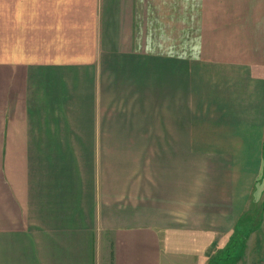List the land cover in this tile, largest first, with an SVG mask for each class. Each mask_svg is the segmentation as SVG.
<instances>
[{
	"label": "crops",
	"instance_id": "obj_1",
	"mask_svg": "<svg viewBox=\"0 0 264 264\" xmlns=\"http://www.w3.org/2000/svg\"><path fill=\"white\" fill-rule=\"evenodd\" d=\"M0 263L264 264V0H0Z\"/></svg>",
	"mask_w": 264,
	"mask_h": 264
},
{
	"label": "rangeland",
	"instance_id": "obj_2",
	"mask_svg": "<svg viewBox=\"0 0 264 264\" xmlns=\"http://www.w3.org/2000/svg\"><path fill=\"white\" fill-rule=\"evenodd\" d=\"M177 31V32H176ZM204 30H184V29H181V30H163V34L161 36V39L159 40V42H155L154 40L151 39L150 42H146V47L148 48V51L149 52H172L173 50V47H175V50H177V45L175 46H172L170 44H167L168 41L172 40V36L177 33L178 36H181V41H182V44L181 46H179L180 48V51L182 52H199L201 51L203 45L199 44L198 42L194 41V40H190L191 44H188L187 41H188V35L189 36H194V37H197V34H200V32L202 33ZM137 35L140 36L141 35V32L140 30H137ZM145 35V34H144ZM204 35L206 36L205 32H204ZM205 39V38H203ZM112 47V45L110 46ZM140 47V46H138ZM112 56V55H111ZM112 58V57H111ZM107 61L105 62L104 64V67H105V75H104V92L102 91V94H101V114L103 117H106V118H111L112 119V77L114 79H116V75L113 74L112 76V61H110V55L106 57ZM92 85V84H91ZM118 101H115L114 102V115L113 116H117V112H115V108H119V106L122 105V100L118 99ZM119 104V105H118ZM107 127V130H108V127L110 128V131L112 132V124L111 126L107 125L105 126ZM113 127L115 129L118 128L117 125H113ZM118 130V129H117ZM114 131V130H113ZM116 131V130H115ZM250 210V209H249ZM1 264V263H0Z\"/></svg>",
	"mask_w": 264,
	"mask_h": 264
}]
</instances>
